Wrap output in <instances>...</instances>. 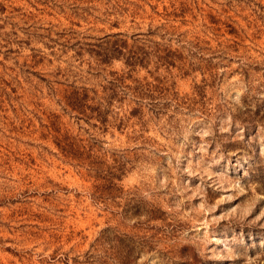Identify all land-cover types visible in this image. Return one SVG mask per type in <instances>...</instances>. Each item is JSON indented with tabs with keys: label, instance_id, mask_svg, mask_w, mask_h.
Segmentation results:
<instances>
[{
	"label": "rangeland",
	"instance_id": "1",
	"mask_svg": "<svg viewBox=\"0 0 264 264\" xmlns=\"http://www.w3.org/2000/svg\"><path fill=\"white\" fill-rule=\"evenodd\" d=\"M0 264H264V0H0Z\"/></svg>",
	"mask_w": 264,
	"mask_h": 264
}]
</instances>
